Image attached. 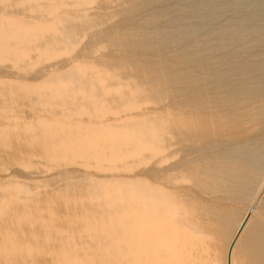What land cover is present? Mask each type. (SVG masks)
Returning a JSON list of instances; mask_svg holds the SVG:
<instances>
[{
  "label": "rangeland",
  "instance_id": "374dc122",
  "mask_svg": "<svg viewBox=\"0 0 264 264\" xmlns=\"http://www.w3.org/2000/svg\"><path fill=\"white\" fill-rule=\"evenodd\" d=\"M208 97L204 161L152 157ZM263 179L264 0H0V264H225L250 208L264 264Z\"/></svg>",
  "mask_w": 264,
  "mask_h": 264
},
{
  "label": "bare ground",
  "instance_id": "6f19581e",
  "mask_svg": "<svg viewBox=\"0 0 264 264\" xmlns=\"http://www.w3.org/2000/svg\"><path fill=\"white\" fill-rule=\"evenodd\" d=\"M212 107H217V104L215 103V100H212L209 97L203 98V99H198V100L194 99L191 101V103H188L187 101H182L181 106H180V110L178 112V129L176 131V134L175 135L167 134L165 136V141H164L165 145L160 147L159 150H154L152 152L153 153L152 157L157 156L161 153H163V156H164V153L167 151H169V152L178 151L181 154H183V160L184 161H185V159L187 160V158H188L187 155H189L193 161H198V160L204 161L203 159L206 156L204 158H201V156H202L201 153L204 152L206 155L205 150H207L210 147V145H212L211 143L213 141H215L214 138L218 135V131L221 130V129L212 128V126L206 122V119L208 118V116L213 114L210 111V109ZM223 112H224V110H223ZM241 126H244V125H241ZM233 129H235V128H233ZM232 130H230V131H232ZM236 130L238 131L237 133H242L243 131H245V130H243L242 127H238V129H236ZM173 138H176V140H177L176 143L172 142ZM248 145H249V141H244L242 139H238V141L236 142V148L237 149L239 147H246ZM174 146H178L177 149L176 148L174 149L173 148ZM220 146H222V145H220ZM231 147H234V146H231ZM170 166H171V164H170ZM257 168L259 169L260 167H257ZM169 169H171V168H169ZM259 175L260 174L257 171H253V173H252V176H254V177H259ZM263 184H264V179L262 180L261 185L259 186V190L261 189ZM252 213H253V209H251V208L248 211H246L245 215L240 220V222L237 226V229L232 234V236H231V238H230V240L226 246L225 264H234V253H235L236 246L239 243V241L241 240V238H242V236H243V234H244V232H245V230H246V228H247V226L251 220ZM164 214H166V213H164ZM162 216L156 215V213H149V214H147V216L145 218L143 217L140 220V222H144L147 224L146 230H147L148 234L146 236L155 237L153 239L152 243L155 246L157 245L160 248V250H162L164 244L162 242L161 235H159L157 230H156L157 225L155 226V224L157 223L158 220L163 218ZM142 237H144V236L142 235ZM146 254H147L146 250L136 251L133 254V256L131 257V264H141V261L139 260V255H146Z\"/></svg>",
  "mask_w": 264,
  "mask_h": 264
}]
</instances>
